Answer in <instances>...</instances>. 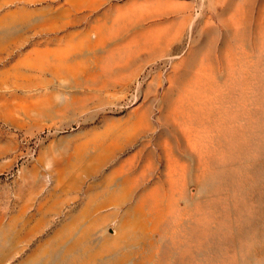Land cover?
Segmentation results:
<instances>
[{"label":"rangeland","instance_id":"rangeland-1","mask_svg":"<svg viewBox=\"0 0 264 264\" xmlns=\"http://www.w3.org/2000/svg\"><path fill=\"white\" fill-rule=\"evenodd\" d=\"M0 264H264V0H0Z\"/></svg>","mask_w":264,"mask_h":264}]
</instances>
